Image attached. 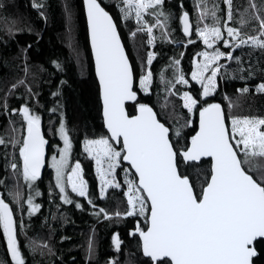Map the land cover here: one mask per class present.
Wrapping results in <instances>:
<instances>
[{
    "label": "snow or ice",
    "instance_id": "obj_1",
    "mask_svg": "<svg viewBox=\"0 0 264 264\" xmlns=\"http://www.w3.org/2000/svg\"><path fill=\"white\" fill-rule=\"evenodd\" d=\"M31 6L46 26L45 0H31ZM178 6L177 15L165 8V0H112L110 4L82 0L106 129L98 136H83V154L95 167L96 183L91 187L82 161L73 157L75 137L60 99L48 109L53 116L59 113L48 126L58 141L51 144L50 157L46 154L50 141L42 133V106L37 107L38 93L33 90L36 74L32 73V81L28 79L32 45L17 43L14 59L20 61L24 75L5 84L0 103V113L10 118L6 135H0V239L10 257L2 264H28V254L52 252L46 239L38 242L29 235L23 219L42 208L37 202L42 196L38 182L45 165L51 169L49 199H58L57 207L71 205L88 211L97 223L130 221L126 235L129 245L135 244L133 251L126 252V264H264V109L253 112L249 106L245 111L238 103L244 95L264 94V67L253 62L251 54L247 60L235 54L245 46L264 53V0H247L236 9L233 0H194V20L183 0ZM10 7L0 0V47L7 49L8 43L25 31L38 43L43 30L20 27L17 19L4 15ZM110 8L116 10L115 17ZM75 9L73 0H63L65 30L61 39L70 52L65 61H49L61 76L56 91L51 92L53 97H62L61 89L68 84L63 77L72 60L84 70L80 44L73 40ZM177 19L183 42L173 39L176 29L172 21ZM130 21L134 27L129 26ZM121 26L127 29L136 51L139 71L126 51ZM157 41L177 46L200 42L204 46L190 58L188 72L181 67L184 52H180L169 58L166 68L171 69V76L160 73L163 91L179 96L186 110L182 126L162 120L153 106L138 99L139 93L152 91L155 74L151 66L159 55L154 50ZM8 63L7 55L0 53V65ZM258 71L260 82L250 85ZM225 78L239 80L242 86L235 88L233 96L223 93L227 103L216 102L213 94L219 92ZM11 95L21 103L9 108ZM129 101L135 114L127 111ZM189 126H193L190 136L183 131ZM202 158H207L203 170L194 164L204 163ZM194 168L195 179L190 171ZM110 189L118 190L121 198L114 207L102 206L98 201H106ZM111 246L118 254L125 251L119 231L111 234ZM95 248L93 227L87 242L90 264ZM105 264H120V260L109 257Z\"/></svg>",
    "mask_w": 264,
    "mask_h": 264
},
{
    "label": "trees",
    "instance_id": "obj_2",
    "mask_svg": "<svg viewBox=\"0 0 264 264\" xmlns=\"http://www.w3.org/2000/svg\"><path fill=\"white\" fill-rule=\"evenodd\" d=\"M105 3H111L112 0H104ZM193 2L194 0H183V5L186 10L190 13V18L194 19L193 13ZM6 3L10 5L8 13L9 19H17L20 27H26L31 25L33 28L42 29V38L37 43L34 35L28 34L25 31L22 34L17 35L14 40L8 43L7 49L0 47V53H5L8 57V65H0V103L3 98V88L6 83L10 84L17 76L24 75L21 71L22 65L19 60H15L19 46L31 44L32 47L28 51L29 57V81L33 80L32 73H35V83L33 84V90L38 93L40 112L42 113V131L45 138L50 141L47 145L48 155L51 154V144H55L58 141V137L54 138L52 133L49 131L50 121H55L59 115L57 113L53 116L48 112L49 108L55 106L57 99H60L63 105V111L66 116V122L69 128L73 129V135L75 137L73 146V157L78 158L82 161V166L86 173V179L90 182V187L95 181V167L94 161L87 158L86 154H83L82 140L84 134L100 135L106 130L103 127L102 115H101V103L98 94V84L95 79L93 64L91 61V54L89 49V43L87 38L86 19L82 9V0H73L76 6V17L74 21V32L73 40L78 41L81 50V60L84 63L83 72L80 71L79 66L75 60H72L69 67L70 71L63 78L68 80V84L63 86L62 97H53L51 92L56 91V85L61 78L60 74L55 71L54 66L49 63L51 59H57L61 61L67 60L70 49L68 45L61 39L62 33L65 30L64 21L61 15V5L63 0H45L49 15V20L45 26L38 16L36 10L31 6V0H6ZM259 3V0H257ZM247 4V0H233L234 9L242 8ZM179 0H165V8L179 14ZM223 7V5H221ZM111 14L115 17L117 12L114 8L109 9ZM238 19V13L234 11V20ZM130 27H134L133 22H129ZM233 26H239L233 24ZM172 27L176 29L173 33L174 40L185 41L182 32L179 30L178 19L172 21ZM121 36L126 44V51L128 52L133 63L136 64L137 71H139V65L136 62V51L133 48L131 40L128 38L127 29L123 26L120 28ZM195 39V37H193ZM141 42V35L138 34L136 37V43L139 45ZM146 47V46H145ZM202 48L200 42L195 45H187L181 43L177 46L176 43H160L156 42L154 50L159 55L153 62L152 71L155 74L154 84L152 91L149 94L139 93L138 99L141 102L149 103L150 106L154 107V110L160 114L162 120H168L169 123H176L182 126L184 124V118L186 112L182 109L181 101L177 98H172L171 106L164 107L165 97L169 93L163 91V84L160 81V73L163 72L165 76H171V69L166 68L169 64V58L173 56H179L180 52H184V56L181 59V67L185 72L190 70V58L196 51ZM143 55H146L142 51ZM236 55H242L245 60L248 59L251 54L253 62H257L259 67H264V53L258 49H250L245 46L241 50H237ZM235 67V64L232 65ZM231 69H229L230 71ZM260 72H257V78L255 81H249L250 85L255 82L258 83ZM241 81L232 80L225 78L220 81V90L215 93L216 102H223V93H227L229 96H233L235 88L242 86ZM157 85H160L159 91ZM193 87H197L193 83ZM177 87H181L177 85ZM187 90V87H184ZM23 92V88L20 89ZM174 91V90H173ZM241 107L245 110H251L258 112L264 109V94L244 95L240 97L239 101ZM9 108L16 107L21 101L15 96L11 95L7 100ZM127 111L130 114L134 113L133 103L127 104ZM19 120L18 116H14ZM9 117L0 113V135H6ZM193 127V126H192ZM192 127H184L183 131L189 136L192 134ZM204 163H194L201 170L206 168V161ZM10 171V170H9ZM193 173V179H195L196 173L195 168L190 170ZM2 175V172H0ZM203 171H201V178ZM51 175L49 169L46 168L42 176V180L38 182V186L42 191V197L37 198V202L42 204L41 210L29 217L27 214L24 215L23 219L29 230V235L35 239L44 237L47 239L48 244L51 246L52 252L45 255H40L38 252L35 255L28 254V264H90L89 260L86 259V246L85 242L88 240L93 227L96 233V248L95 254L91 260V264H105V260L109 257H118L120 264H126V252L134 250L135 242L129 245V237L126 235L127 228L130 221L121 220L118 224L101 222L97 223L93 216L88 211H80L75 209L71 205H62L58 199H49L48 188ZM108 199L106 201H98L102 206L108 207L109 205L115 206L118 200L121 198V193L118 190H109ZM123 203L120 204L121 210H123ZM19 213L17 217L19 218ZM63 218V221H62ZM119 231L124 241L125 251L116 253L111 246V234ZM0 237H2V230H0ZM64 237V239H61ZM42 238V239H44ZM23 240V235H21ZM10 257L6 253L5 242L0 239V264L3 261L9 260ZM139 259H143L139 257Z\"/></svg>",
    "mask_w": 264,
    "mask_h": 264
},
{
    "label": "rangeland",
    "instance_id": "obj_3",
    "mask_svg": "<svg viewBox=\"0 0 264 264\" xmlns=\"http://www.w3.org/2000/svg\"><path fill=\"white\" fill-rule=\"evenodd\" d=\"M194 19H195V15H194ZM194 19H193V20H194ZM133 24H134V22H133ZM201 45H202V48H201L200 50H202L203 47H204L202 43H201ZM200 50H199V51H200ZM197 86H198V85H197ZM185 87H186V86H185ZM198 87H199V86H198ZM143 94H144V93H143ZM213 95H214V94H213ZM172 98H174V99L177 98V99L180 100L179 96H171V95H170V96H168V99L165 100L164 106H165L166 103H167V107H168V105L171 106V104H172V102H173V101H172ZM180 101H181V100H180ZM238 103H240V102H238ZM181 106H182V101H181ZM183 110H184V109H183ZM184 111L186 112V110H184ZM189 127H192V126H189ZM61 146H62V142H61ZM50 155H51V154H50ZM50 155H48V156L50 157ZM47 168H48V167H47ZM48 169H49V168H48ZM49 172H50V175H51V169H49ZM41 197H42V196H41ZM62 221H63V218H62ZM42 238H44V237H41V236H40L39 239H37V241L40 242V241L42 240ZM44 239H46V238H44ZM46 240H47V239H46ZM87 242H88V240H86L85 245H87ZM85 254H86V259H88V258H87V246H86Z\"/></svg>",
    "mask_w": 264,
    "mask_h": 264
},
{
    "label": "water",
    "instance_id": "obj_4",
    "mask_svg": "<svg viewBox=\"0 0 264 264\" xmlns=\"http://www.w3.org/2000/svg\"><path fill=\"white\" fill-rule=\"evenodd\" d=\"M85 19H86V16H85ZM86 29H87V23H86ZM89 49H90V45H89ZM90 54H91V52H90ZM92 64H93V62H92ZM93 71H94V64H93ZM94 75H95V73H94ZM97 84H98V81H97ZM100 103H101V101H100ZM131 103H133V102H131V101H129V102H127V104H131ZM155 111V110H154ZM133 114H135V113H133ZM101 115H102V103H101ZM198 119V118H197ZM103 121V120H102ZM105 129V128H104ZM106 130V129H105ZM42 133H43V131H42ZM46 154L48 155V149H47V145H46ZM202 160H207V158H202ZM194 163H198V162H194ZM46 168H47V165H45V167L44 168H42V170H41V172H42V176H43V174H44V171L46 170Z\"/></svg>",
    "mask_w": 264,
    "mask_h": 264
}]
</instances>
